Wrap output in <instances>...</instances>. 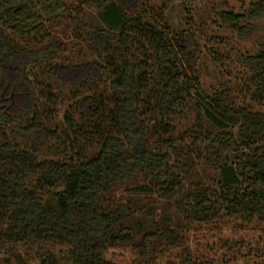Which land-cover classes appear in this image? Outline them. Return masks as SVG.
<instances>
[{
    "label": "trees",
    "instance_id": "trees-1",
    "mask_svg": "<svg viewBox=\"0 0 264 264\" xmlns=\"http://www.w3.org/2000/svg\"><path fill=\"white\" fill-rule=\"evenodd\" d=\"M93 2L98 23L83 37L90 59L76 63L66 57L68 43L46 25L64 12L63 0H0V264H19L12 260L19 247L35 264H119L105 251L134 242L140 233L139 253L129 264H144L176 246L173 229L157 217L143 227L115 192L178 190L192 170L181 160L190 153L164 116L184 108L190 144L202 143L206 164L219 170L221 192L182 194L184 217L208 220L222 208L264 220V42L238 58L249 101L227 106L222 96L205 97L187 48L193 34L167 23L165 0L159 7H143L142 0ZM217 17L246 37L264 17V0L249 3L243 13L221 10ZM145 57L153 61L152 75ZM40 77L81 95L64 107L60 122L59 93ZM205 121L219 129L208 142ZM230 144L246 153L228 163L221 150ZM54 245L62 251L54 253ZM213 263L188 256L164 262Z\"/></svg>",
    "mask_w": 264,
    "mask_h": 264
},
{
    "label": "rangeland",
    "instance_id": "rangeland-1",
    "mask_svg": "<svg viewBox=\"0 0 264 264\" xmlns=\"http://www.w3.org/2000/svg\"><path fill=\"white\" fill-rule=\"evenodd\" d=\"M63 1L64 12L56 18L51 17L46 25L49 31L56 32L68 43L69 51L66 53L68 60L77 63L90 59L83 37L90 25L98 23L97 5L93 0ZM113 1L117 2V0ZM253 1L256 0H165L164 13L167 15V23L174 26L177 32L193 34L192 37L187 38V48L195 55L199 82L207 95L204 96L209 100L212 97L222 96V101L227 106L235 103L237 106H242L240 104L242 100L245 103L249 101L241 86L246 83V69L238 58L248 51L257 50L260 41L264 42V17L256 20L254 30L243 37L232 27L223 24L217 13L224 9L243 13ZM142 2L143 7L145 5L159 7L162 0H142ZM188 15L190 18L187 22ZM143 59L148 63L147 75H152V59L148 57ZM40 81H49L52 84L51 91L59 93L57 103L60 108L55 114V119L60 122L64 107L75 105L81 95L73 94L72 89L63 87L52 77H40ZM238 88L243 91L241 94ZM82 93L85 94L86 91L83 90ZM250 104L255 109L261 107L255 103ZM37 115L40 116L39 113ZM164 119L170 124L173 135L178 136L180 142L188 146L190 153V158H181L192 167L189 173L182 176V185L178 190L166 195L160 194L157 188L150 194L123 193L122 187L117 188L115 192L116 201L125 203L132 209L133 216L142 225L145 220L157 217L162 225L170 227L179 236L176 246L162 249L144 264H164L168 257L179 260L185 256L197 261L214 260L213 264H264V220H259L256 216L249 219L229 215L227 212L224 213L222 206L219 213L208 220L184 217L179 203L182 194L202 192L208 195H220L217 185L220 173L218 168L206 164L202 143L195 147L191 146L190 136L187 133L191 121L186 108L164 116ZM205 128L207 137L204 142H208L219 129L211 126L207 121ZM245 153L244 148L235 152L233 145L230 144L229 147L221 150V160L228 163L235 162ZM169 165H173L171 169L179 173L178 166H174L173 160L169 161ZM141 234H138L132 243L109 247L105 251L106 258L119 264L131 263L139 253L138 243ZM238 242H241L240 247L236 245ZM50 249L56 254L62 251V248L55 245L50 246ZM12 253V260L17 257L19 264L36 263L33 257L26 256L23 247L12 249Z\"/></svg>",
    "mask_w": 264,
    "mask_h": 264
}]
</instances>
